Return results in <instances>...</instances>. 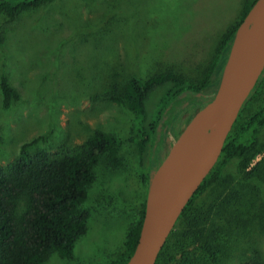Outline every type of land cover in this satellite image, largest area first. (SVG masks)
<instances>
[{
    "label": "rangeland",
    "instance_id": "1",
    "mask_svg": "<svg viewBox=\"0 0 264 264\" xmlns=\"http://www.w3.org/2000/svg\"><path fill=\"white\" fill-rule=\"evenodd\" d=\"M247 1L252 0H55L23 12L6 32L0 42V76L5 71L18 98L5 108L0 84V166L11 163L21 144L37 136H42L37 146L63 151L98 128L115 133L121 144L122 167L105 162L97 167L84 204L90 210L88 231L74 256L54 255L46 264H109L124 248L146 198L149 168L142 165L133 139V112L94 97L108 91L111 81H127L133 74L146 79L174 70L199 76ZM3 18L0 12V24ZM263 97L264 90L257 98ZM259 102L245 109L243 104L236 121ZM181 107L175 125L166 129L164 155L199 105ZM227 167L237 173L235 161ZM252 242L264 251L262 228L251 236L235 234L226 249L236 262Z\"/></svg>",
    "mask_w": 264,
    "mask_h": 264
},
{
    "label": "trees",
    "instance_id": "2",
    "mask_svg": "<svg viewBox=\"0 0 264 264\" xmlns=\"http://www.w3.org/2000/svg\"><path fill=\"white\" fill-rule=\"evenodd\" d=\"M54 1L0 0L4 14L0 42L23 12ZM255 2L247 1L238 20L222 33L199 76L174 70L146 79L133 74L127 81H111L108 91L94 97L122 104L133 112V139L142 165L149 168L144 176L147 189L164 157L166 129L175 125L184 103L200 107L218 88L237 30ZM0 84L3 105L9 108L18 92L5 71ZM263 90L264 72L243 109L255 99L260 100L259 105L243 111L234 123L219 166L186 205L156 264H264V251L256 242L236 262L232 250L226 249L235 234L251 236L262 228L264 236V97L257 98ZM41 139L24 141L13 161L0 166V264H46L54 255L72 258L78 241L88 231L90 210L84 204L97 179L98 165L105 162L114 169L123 165L120 139L113 132L94 129L83 142L63 151L37 146ZM258 155L261 159L254 162ZM234 161L237 173L227 167ZM145 205L146 198L139 218L129 227L124 248L109 264H126L134 253Z\"/></svg>",
    "mask_w": 264,
    "mask_h": 264
},
{
    "label": "water",
    "instance_id": "3",
    "mask_svg": "<svg viewBox=\"0 0 264 264\" xmlns=\"http://www.w3.org/2000/svg\"><path fill=\"white\" fill-rule=\"evenodd\" d=\"M264 0H256L240 24L232 48L236 45L245 25ZM232 50V49H231ZM264 72V33L255 45L239 60L231 53L218 88L198 107L183 129L169 146L150 179L145 214L134 253L126 264H156L158 256L186 205L210 173L223 152L225 142L237 115L258 84ZM226 110L215 147L207 163L184 191H180L178 175L189 162L190 154L204 127Z\"/></svg>",
    "mask_w": 264,
    "mask_h": 264
},
{
    "label": "bare ground",
    "instance_id": "4",
    "mask_svg": "<svg viewBox=\"0 0 264 264\" xmlns=\"http://www.w3.org/2000/svg\"><path fill=\"white\" fill-rule=\"evenodd\" d=\"M264 33V3L258 12L245 25L236 45L231 50L232 60L242 58L259 40ZM226 110L215 120L209 122L202 130L190 154L189 162L179 172L178 180L180 191L184 192L195 180L207 163L215 147V137L218 125L222 122Z\"/></svg>",
    "mask_w": 264,
    "mask_h": 264
}]
</instances>
